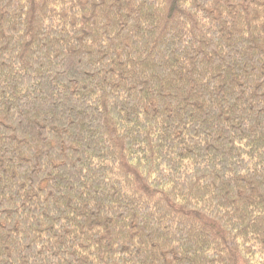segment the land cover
I'll return each mask as SVG.
<instances>
[{"label": "trees", "instance_id": "16d2710c", "mask_svg": "<svg viewBox=\"0 0 264 264\" xmlns=\"http://www.w3.org/2000/svg\"><path fill=\"white\" fill-rule=\"evenodd\" d=\"M0 264H264V0H0Z\"/></svg>", "mask_w": 264, "mask_h": 264}]
</instances>
